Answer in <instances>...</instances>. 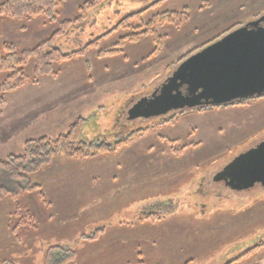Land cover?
I'll list each match as a JSON object with an SVG mask.
<instances>
[{"label": "rangeland", "instance_id": "374dc122", "mask_svg": "<svg viewBox=\"0 0 264 264\" xmlns=\"http://www.w3.org/2000/svg\"><path fill=\"white\" fill-rule=\"evenodd\" d=\"M86 1L91 0H66L62 18L76 16L78 7ZM157 1L105 0L88 13L83 23L59 37L57 44L68 54L104 35L123 17ZM200 1L162 0L141 18L130 19L129 26L136 27L142 23L149 25L148 21L155 15L172 13V22L155 21L159 34L178 38L176 27L181 26L191 33L193 49L181 50L174 56L162 53L161 59L159 50L139 64H148L140 69H149L150 62L158 66L157 76L155 70L139 74L140 70L135 69L124 73L120 71L122 64L118 58L96 62L98 51L114 50L117 41L131 33L119 30L101 40L97 48L59 65V71L68 65L62 75L39 77L24 86L26 92L19 89L4 97L0 105V158L22 152L23 143L31 135H27L25 127L49 125L63 112L70 119L83 105L86 122L82 138L86 141L98 139L112 144L135 130L150 129L103 159L75 162L61 157L62 168L49 172L44 169L41 176H33L34 183L45 184L42 189L50 209L42 207L31 194L18 197L16 202L21 210L29 206L35 214L38 225L34 229L21 227L12 233L24 210L11 223L9 214L14 202L6 199L1 203L0 264H53V259L46 261L50 248L56 262L69 257L64 264H124L125 260L133 264L137 247L142 253L139 257L142 264H177L181 257L191 260L188 264H229L246 249L264 241V187L254 185L237 191L222 179L217 181L230 163L256 146L255 140L264 138V102L255 106L257 112L255 108L245 107L238 108L240 112L190 109L176 115L172 112L156 118L127 119V110L136 98L150 94L181 59L217 36L209 39L207 29H214L225 19L240 16L247 10L241 8L243 0H209L212 6L200 13L197 9ZM259 2L264 4V0ZM197 25L206 29L194 43L199 36L194 30ZM55 29V25L43 20L21 23L0 15V46L13 43L19 50L30 49ZM129 43L132 42L125 46ZM125 46L98 59L118 55ZM86 62L92 64L91 80ZM25 69L31 77L32 61ZM103 69L104 73L96 72ZM45 81H48L46 86ZM171 117L173 123L160 125ZM181 149L182 153L177 154ZM151 212L157 215L156 219L140 221L142 213ZM222 219L230 222L227 230L219 228ZM205 232L219 236L218 240L206 239L209 235ZM143 250L147 251L146 255Z\"/></svg>", "mask_w": 264, "mask_h": 264}, {"label": "trees", "instance_id": "16d2710c", "mask_svg": "<svg viewBox=\"0 0 264 264\" xmlns=\"http://www.w3.org/2000/svg\"><path fill=\"white\" fill-rule=\"evenodd\" d=\"M104 1L105 0L86 1L78 7L76 16L63 19L61 11L66 0H0L1 16L21 23L43 20L47 24L56 26L53 34L33 48L19 50L13 43H3L0 46V105H3L4 97L7 94L23 88L32 80L42 76L56 77L59 73L57 69L59 65L83 56L89 49L97 48L100 41L113 32H118L119 30L131 31V33L125 34L117 41L114 50L98 51V57L115 54L121 51L127 42H134L142 35H149L151 37L155 48L153 53L161 50L165 35L159 34L156 29L155 21L158 20L160 23L166 21L172 22V13L155 15L148 21L149 25L142 23L136 27L129 26L130 19L141 18L145 12L162 1L158 0L145 9L123 17L115 27L108 30L101 37H97L83 47L68 54L63 53L57 44L59 37L68 35L74 26L83 23L87 19L88 13L101 6ZM238 26L239 25H235L228 28L202 46L192 50L188 56L215 42ZM30 61L33 63L31 77L27 74L25 69ZM250 100L251 99L235 102L224 105V107L243 106ZM209 108L211 107H201L195 110L205 111ZM173 121V117H171L160 123V125L163 123L171 124ZM85 122V119H76L69 124L64 133L59 134L55 138L40 136L27 139L22 145V152L20 154H11L7 155L5 158H0V204L6 202V199H10L14 202L13 210L9 214V221H11V223L15 222L16 216H20L21 211L24 210L23 217L17 225L12 228V233L15 234L17 228L23 227L26 230L34 229V227L38 225L35 214L31 211L29 206L21 210V205L16 202L18 197H24L30 194L35 195L42 207L47 210L50 209V204L48 203L47 196L42 186L34 183L33 176H39L56 157H63L64 159L74 160L75 162H85L90 159L93 160L109 156V154L119 152L121 149L128 146L134 139L142 137L150 129V127H147L135 130L124 139L116 140L111 144L98 139L92 141L83 139L82 129ZM182 151L181 149L176 153L180 154ZM156 216L157 215H154L152 212L142 213L140 221L154 220L157 218ZM52 250L53 249L50 248L47 253V262H50L51 259L54 260L52 262L53 264H64L69 261V257H66L64 260L56 262L55 257L52 256ZM262 251H264V241L259 242L252 248L246 249L242 254L238 255L237 259L229 264L250 259ZM73 256L74 254H72L71 258Z\"/></svg>", "mask_w": 264, "mask_h": 264}, {"label": "water", "instance_id": "95a60500", "mask_svg": "<svg viewBox=\"0 0 264 264\" xmlns=\"http://www.w3.org/2000/svg\"><path fill=\"white\" fill-rule=\"evenodd\" d=\"M264 96V14L184 59L127 119H149ZM220 178V179H219ZM217 181L233 190L264 187V140L238 156Z\"/></svg>", "mask_w": 264, "mask_h": 264}, {"label": "crops", "instance_id": "0c3cea01", "mask_svg": "<svg viewBox=\"0 0 264 264\" xmlns=\"http://www.w3.org/2000/svg\"><path fill=\"white\" fill-rule=\"evenodd\" d=\"M210 6H212L211 5V2H209V0H201L200 2H199V5H198V10H199V12L200 13H202V12H205V11H207L208 9V7H210ZM241 8L242 9H244V8H247V10H243V14H241L240 16H238V15H236V17H231L229 20H227L226 21V19L223 21V22H220L219 24H218V26L216 27V28H214V29H212V28H209V29H207L208 31H207V33H208V36L207 37H209V39H211L210 37L211 36H213V37H215L216 35H218V34H220V33H222L224 30H226V29H228V28H230L231 26H233V25H244V24H246V23H248V22H250V21H253V20H255L257 17H259L260 15H262V14H260L262 11H264V4L263 5H261L260 4V2H259V0H243V2L241 3ZM238 16V17H237ZM176 29H177V33L178 34H180L179 35V37L178 38H174V37H172V39H173V41H172V39H170L166 34H165V40H164V43H163V46H162V49H161V54L159 55V58L161 59V55H162V53L163 54H167V56H174L175 54H177V53H179L181 50H189V49H193L194 47H195V45L194 44H192V42H191V33H189L187 30V27H183L182 28V26L181 27H176ZM205 29H206V27H202V25H197V26H195V28H194V30L196 31V34H199V36H197L196 37V39L194 40V43H197V38H199V37H202L203 35H204V31H205ZM201 31V32H200ZM195 34V35H196ZM185 38V37H187V40H188V42L187 43H184L185 41H187V40H185L184 41V39H183V41H181V39L182 38ZM212 37V38H213ZM177 39V40H176ZM176 40V41H175ZM154 44H153V42H152V39H151V37L149 36V35H142V36H140L136 41H134V42H132V43H129V44H127V46H125V48L123 49V52H121L120 54H118V55H115V56H108V58H101V59H98L99 57L97 56V55H95V60H96V62H99V61H105V60H113V59H116V58H118V60H121L120 62H121V64L123 65H120V67L119 68H121L120 69V71L122 70V71H124V73H128V72H130V71H132V70H135V69H138V70H140L139 72H141V73H139V74H142V73H146V72H148V71H150V70H155V74L154 75H156L157 74V72H156V68L158 67H155L156 65H154V64H152L151 62L149 63V69H145V68H143V69H140L141 67L140 66H148V64L147 65H139V64H142V63H144V61H146V59H147V57H148V59H150L149 58V55H151V53L154 51ZM177 56V55H176ZM157 57H158V55H157ZM152 58V57H151ZM169 58V57H168ZM177 59V58H176ZM132 63V64H131ZM85 65H87V66H89V69L91 70L90 71V75H88L89 77L88 78H90V80H91V78H92V76H93V69H92V64L90 65V63L89 62H86V64ZM150 65H151V67H150ZM68 66V65H67ZM67 66H63L62 68H61V71H59V76L60 75H62L63 74V70L67 67ZM105 67H107V66H104V68ZM84 68H86V66L84 67ZM96 72H105V69H103V70H101V71H96ZM138 73V72H137ZM139 74H137V75H139ZM87 75V74H86ZM136 75V74H135ZM157 76V75H156ZM93 78H94V76H93ZM142 79V78H141ZM47 82L48 81H45V85L44 86H46L47 85ZM139 83V82H138ZM29 86H32V85H29ZM26 87H24V88H22V89H20V90H22L23 92H26V91H24V89H25ZM20 90H18V91H20ZM46 90V89H45ZM18 91H16V92H14L13 94H15V93H17ZM21 91V92H22ZM22 92V93H23ZM13 94H11V96L13 95ZM82 96H84V94L82 95ZM140 97H143L142 95H140ZM140 97H138V98H136V100H138ZM264 102V99H262V98H260V99H255V100H252V101H250L248 104H246L245 106H236V107H216V108H213L214 110H220V111H227V110H233V109H235V111H237V112H240L239 110L240 109H238V108H251V109H254L255 108V106H257L258 104H261V103H263ZM85 103V102H84ZM6 104V103H5ZM5 104H4V106H5ZM86 104V106H90L91 105V103L90 104H88V103H85ZM134 104V102L132 103V104H130V106H129V108H128V110L132 107V105ZM3 106V107H4ZM97 107H99L100 105H96ZM84 105L83 106H81V108L79 109V112H78V114L77 115H72V114H74V113H71V118L69 119L68 117H69V115L68 116H63L64 115V112L62 113V115H59V116H63V117H59L58 115H55V116H58V117H55L52 121H51V123L49 124V125H44V124H42V126H40V127H38V126H35V127H30V128H28V127H25V129H28V134L27 135H29V134H31L30 136H28V138H26V139H31V138H37V137H40V136H47V137H50V138H55L56 136H58L59 134H61V133H64L66 130H67V127L69 126V124L70 123H72L73 121H75L76 119H78V118H82V119H85L84 117V114H83V112H82V109H84ZM207 110H210V109H207ZM206 111V110H205ZM236 112V113H237ZM254 112H257L256 111V108L254 109ZM38 117V116H37ZM38 119H39V117H38ZM65 119V120H64ZM244 121V120H243ZM13 122V123H12ZM11 122V126H12V130H15V128H17L15 125H14V121H12ZM64 124V126L62 127V128H60V126L61 125H63ZM37 127V128H36ZM261 128H262V126H260ZM48 130H53V131H55L54 133H53V131H48ZM49 132V134H48V132ZM256 132V131H255ZM255 132H251V133H255ZM14 133V132H13ZM36 133V135L37 134H39V135H37V136H34V134ZM262 137H264V133H263V136ZM25 139V140H26ZM24 140V141H25ZM264 140V138H260V140H255L254 142L255 143H257V144H259L260 142H262ZM256 141H259V142H256ZM257 144H255V145H257ZM255 147V146H254ZM106 156H104V157H101V159H103V158H105ZM61 157H56L46 168H45V170L47 171V172H49V171H51V170H54V168H56V167H59V168H62L63 166L61 165V163H59L61 160H63V159H60ZM65 162V161H64ZM72 162H74V161H72ZM72 162H70L69 164H71ZM66 165V164H65ZM43 174V171H42V173L40 174V176ZM45 182H47L46 180H45ZM47 184V186H48V183H46ZM41 185V184H40ZM42 187L43 186H45V184L43 183L42 185H41ZM44 188V187H43ZM48 191V190H47ZM85 190L83 189V190H81L80 192L82 193V192H84ZM49 195H50V189H49ZM32 197H33V195H32ZM37 198V197H36ZM35 199V198H34ZM38 200V199H37ZM81 201H82V199H81ZM39 202V201H38ZM50 204V203H49ZM81 206H82V204H80ZM52 212V211H51ZM220 223V225L221 226H219V228H223L222 230H227V227H228V224H230V222H228L227 221V219H222L221 221H219ZM231 223L232 224H238V223H241L242 224V222H237V221H231ZM236 228H234V230H235ZM233 230V231H234ZM205 234L206 235H209V238H206V239H210L211 241L212 240H216L217 238H219V236H211L210 235V233L209 232H205ZM190 237V236H189ZM218 240V239H217ZM144 246H145V244H144ZM138 249H136L137 251H134V254H135V258H134V260H132L133 261V264H142V259H140L139 257H141V255H142V253H141V250H140V248L139 247H137ZM145 249V248H144ZM140 250V251H139ZM167 251V250H166ZM143 252H144V255H146L147 254V251H145V250H143ZM264 252V251H263ZM263 252H260L259 254H257V255H255L254 257H252V258H250V259H247V260H244V261H241V262H238V263H236V264H264V253ZM179 262L177 263V264H182V262H183V264H188L189 262H191V260H188V259H185V258H183V257H181V259L179 258V260H178ZM259 261V262H258ZM130 263H131V261H130ZM129 263V264H130ZM145 263H146V261H145ZM124 264H128V261L127 260H125L124 261ZM161 264H164V262H161ZM165 264H167V263H165Z\"/></svg>", "mask_w": 264, "mask_h": 264}]
</instances>
